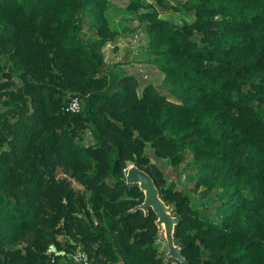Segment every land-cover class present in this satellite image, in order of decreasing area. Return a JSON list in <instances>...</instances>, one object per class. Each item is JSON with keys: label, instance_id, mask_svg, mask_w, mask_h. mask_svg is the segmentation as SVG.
<instances>
[{"label": "trees", "instance_id": "obj_1", "mask_svg": "<svg viewBox=\"0 0 264 264\" xmlns=\"http://www.w3.org/2000/svg\"><path fill=\"white\" fill-rule=\"evenodd\" d=\"M127 1L161 87L106 60L112 0H0V264H181L131 164L189 264H264V0Z\"/></svg>", "mask_w": 264, "mask_h": 264}, {"label": "rangeland", "instance_id": "obj_2", "mask_svg": "<svg viewBox=\"0 0 264 264\" xmlns=\"http://www.w3.org/2000/svg\"><path fill=\"white\" fill-rule=\"evenodd\" d=\"M112 1L117 6V9L115 11V17H114L116 22L120 20L121 15L124 16L125 19H124L122 28L126 26V28H132L133 31L127 30V34L123 33L122 32L123 30L121 31V35L118 40V45L120 47L118 51L113 50V46H114L113 43L106 45V47L104 48L105 54H106L105 55L106 60L110 62L111 64H114L117 62L123 63V65L125 66L123 67V72L128 75L130 74L137 75V77L139 78V81L141 82V84H143V87L150 82L157 85L158 87L163 86L164 74L155 65L144 60V58H146V56L144 55L145 54L144 45H145V42H147V40L145 38V35L141 33L142 31L141 32L138 31L141 28L139 22L136 19H131L132 16L128 15L125 12L124 8L126 7L128 1L127 0H112ZM171 1L173 3L175 2L174 0H171ZM181 1L183 2L185 0H181ZM144 2L155 4L156 0H144ZM161 17L172 20L177 24H183L185 22H193L195 20L194 13L186 12V11L162 12ZM134 29H136L135 32H134ZM126 35L135 37V41L133 43H129L126 39L127 37ZM139 41L140 43L141 42L144 43L143 45L144 47H142V45L139 46L138 44ZM170 177L173 178V175L172 176L170 175ZM184 177H185L184 174L180 176L182 181L184 180ZM73 185L77 189L84 190L82 185H80L79 183L75 181H73ZM160 240L161 242L159 243V245H160L161 250L167 252V255H168L169 248H168L164 233L162 231L160 235ZM173 264H178V262L176 261Z\"/></svg>", "mask_w": 264, "mask_h": 264}, {"label": "water", "instance_id": "obj_3", "mask_svg": "<svg viewBox=\"0 0 264 264\" xmlns=\"http://www.w3.org/2000/svg\"><path fill=\"white\" fill-rule=\"evenodd\" d=\"M126 181L128 183H138L144 191L145 200L139 207L146 213L149 209L156 213L158 217L157 225L164 233L169 248L168 256L178 259L181 264H189L183 256L181 248L175 244L174 240V229L178 218L173 215L170 206L161 199L159 190L150 174L131 164L127 170ZM160 242L161 240L157 241V243Z\"/></svg>", "mask_w": 264, "mask_h": 264}, {"label": "built area", "instance_id": "obj_4", "mask_svg": "<svg viewBox=\"0 0 264 264\" xmlns=\"http://www.w3.org/2000/svg\"><path fill=\"white\" fill-rule=\"evenodd\" d=\"M69 111L72 112H80L82 109L81 100L77 96H73L69 102V105L67 107ZM54 250V247L51 246L50 251ZM74 260L80 264H90L88 255L83 251H77L74 255H72Z\"/></svg>", "mask_w": 264, "mask_h": 264}, {"label": "crops", "instance_id": "obj_5", "mask_svg": "<svg viewBox=\"0 0 264 264\" xmlns=\"http://www.w3.org/2000/svg\"><path fill=\"white\" fill-rule=\"evenodd\" d=\"M126 39L128 40V37H126Z\"/></svg>", "mask_w": 264, "mask_h": 264}]
</instances>
